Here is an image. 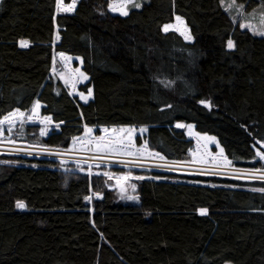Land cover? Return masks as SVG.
Listing matches in <instances>:
<instances>
[{"label":"trees","instance_id":"16d2710c","mask_svg":"<svg viewBox=\"0 0 264 264\" xmlns=\"http://www.w3.org/2000/svg\"><path fill=\"white\" fill-rule=\"evenodd\" d=\"M225 2L148 0L122 17L108 0H80L72 14L57 13L56 0H3L0 119L39 100L59 131L42 138L27 126L23 144L68 150L87 127L147 128L148 147L172 163L190 159L194 143L176 127L189 124L216 138L234 167L264 169V37L234 22ZM176 16L192 42L163 31ZM55 53L82 59L90 103L55 79ZM99 171L0 155V264H264V192L252 191L264 182L128 170L145 177L133 181L132 203L103 173L127 170Z\"/></svg>","mask_w":264,"mask_h":264},{"label":"rangeland","instance_id":"374dc122","mask_svg":"<svg viewBox=\"0 0 264 264\" xmlns=\"http://www.w3.org/2000/svg\"><path fill=\"white\" fill-rule=\"evenodd\" d=\"M80 0H78L79 2ZM109 4L111 3V0H108ZM148 0H136V2L140 3H145ZM78 4V3H77ZM242 5L243 10H244V15H237V6ZM133 7L129 5V12ZM142 8V7H141ZM225 8L226 11L231 15L233 18L234 22H239L241 25V28L243 30H248L253 34V31L249 28L242 27L244 24H250L253 29L256 30H264V0H235V5L233 4L232 0H226L225 2ZM109 12L112 15L116 16H121L119 13H114L112 12L109 7H108ZM63 14H72L74 12H60ZM123 17V16H122ZM183 20V19H182ZM184 21V20H183ZM177 21L172 23V25H177ZM181 27H187L189 30L188 26L186 25V22L184 21V24L181 25ZM57 31L55 34V43H58L59 40L56 38L57 36ZM176 32L180 35L179 32L175 30H169L168 32ZM190 30H189V33ZM183 39L184 37L180 35ZM259 37V35H256ZM261 37V36H260ZM185 40V39H184ZM186 42H192L193 40H185ZM60 53H55L54 55V67H55V72H53V75L55 79L59 80L65 89L69 92V94L77 98L78 101L82 104H88L93 100V91L91 89V95L89 96V93H84L85 97H87V103H85V100L82 99L79 95L80 88L84 85H86L89 81V78L87 80H79V82L76 83L75 91L73 90L72 87V80L71 77L74 72L77 70L80 72H83V61L80 58H75L69 55H65L69 57L68 60H62L60 58ZM264 65V48L260 53L256 55ZM64 76L69 79V83H65V79H62L61 76ZM41 104V103H40ZM42 109L43 105L41 104V108L39 111V114L34 117V121L30 120L27 123L23 125V128L21 129L20 123L17 121L14 124V127L11 131L8 130V125H2L0 127L3 128L4 130V135L3 137H0V155H16V156H22V157H28V158H48L52 160H57L59 161L64 170L67 169V166L69 165H75L76 168L80 172L87 173L89 175H93L94 173H99V168L104 167V165H88L85 163L77 162V157H80V159H83L82 155L93 153L99 156H104V157H110V158H121V159H127V160H146L148 164L151 162L154 164L155 162H164L167 163L165 159L161 160L159 156L156 155H148V153H156L155 151L151 150L148 147L147 144V150H144V145L146 142V137L148 134V129L145 132H141V128H133V127H119L115 128L117 130L116 133H113L111 130L113 128H107L109 131L108 133H105L103 127L101 128H92V133L90 134L91 138L93 139H98L99 137H104L105 140L109 138V136L116 137L117 135H123L124 137H127V133H120V129H127V128H132L135 129V132L132 134L133 141L135 144V148L133 151L135 152V149H141V152L137 155H122V156H116L111 153H107L104 151H97L96 150V144L94 142H88L89 141V136H86L85 133L87 131V128L84 130V134L82 135L81 139L78 141H75L74 139L72 140V143L69 147V151L71 154L70 155H58L54 153H46L49 148L46 147H40V146H31L28 144H23L20 141V139H24L25 136V127H37L38 128V135L42 138H47L54 132L59 131V127H56L57 124H55L53 121L51 124L48 125L49 131L48 134L45 136H41L40 132L42 129L45 128V124L41 123V120L45 117L42 115ZM23 112V111H21ZM25 116L31 115L30 112H24ZM3 120V119H0ZM184 127H177L179 129H183L185 131L186 137L193 141L194 145L193 148L190 152V159L189 161H184L181 163L173 164V165H163L161 163L162 169H159V171L152 170V169H130V168H125L127 170L126 172H123L121 174L119 173H111L108 171H104L103 173H107L111 176V179L109 178V175H106L108 179V184L109 187L116 191L118 193V197L120 200L123 201H128L132 203H139V201L136 200H131L128 199L129 196H134L132 193L133 191V181L136 180L135 177L136 175L128 172V170H139V171H144V172H162V173H174V174H179V175H187V176H192V177H214V178H219V179H226V180H233V181H239V182H246V183H254V182H264V178H260L261 174L264 173V169H259V171L253 170L255 176L257 178L255 179H250L247 176V173L242 171L244 169H238L232 165V163H225L226 157L224 151L221 153V146L219 145L217 139L215 138L214 140L208 139V138H214L213 136L207 135V134H201L198 133L195 130V127L193 125L189 124H182ZM11 137L12 140L15 141V144H10L8 143L7 138ZM140 137L143 141V143L138 146L136 144L137 138ZM74 141H75V146H74ZM20 145H25L28 147H34L35 150H24L20 147ZM12 149H18L19 151H13ZM264 151V145H260V148L256 149V152ZM82 156V157H81ZM63 157H66L63 159ZM69 157V158H67ZM259 157V156H258ZM54 158V159H53ZM230 161V160H228ZM264 163V160H261ZM231 162V161H230ZM157 166V167H158ZM107 168H113V166H106ZM115 168H120L115 166ZM122 169V168H121ZM102 174V173H100ZM127 176L129 177L127 180H123L122 183H117V180H120L122 177ZM124 189L122 191L121 189ZM94 197H92L91 200H87L90 204L92 203ZM226 264H231V263H226Z\"/></svg>","mask_w":264,"mask_h":264},{"label":"snow or ice","instance_id":"6c2138e0","mask_svg":"<svg viewBox=\"0 0 264 264\" xmlns=\"http://www.w3.org/2000/svg\"><path fill=\"white\" fill-rule=\"evenodd\" d=\"M233 4L235 5V0H232ZM3 3V0H0V4ZM78 0H71V4L70 5H65L64 0H56V11L57 13L60 12H74L77 6ZM129 5H131L133 8L135 9H140L143 4L140 2H136V0H111V3L109 4V9L114 12V13H119V15L123 16V17H127L129 15ZM103 14V13H102ZM237 15H244V10H243V6L242 5H238L237 6ZM176 21L178 22L177 25H172V24H168V25H164L163 27V31L164 32H168L169 30H175L177 32L180 33V35H182L184 37L185 40H192L193 37L188 34L189 30L187 29V27H181V25L184 24V21L182 20L181 17L176 16ZM242 27L245 28H249L253 31L254 35H259L261 37H264V30H256L253 29L251 27L250 24H244L242 25ZM56 38L59 40L60 36H59V32L57 31V36ZM29 46L28 41L26 40H20V47L22 48H26ZM227 48L229 50H235L236 48V44L232 39H229L227 41ZM60 58L62 60H68L69 57L65 56L64 53H60ZM53 72H55V67L53 66ZM62 79H65V83H69V79L64 77L63 75L61 76ZM88 76L84 73V72H80V71H76L73 73L71 80H72V87L73 90L75 91V87H76V83L79 82V80H87ZM161 84H163L165 87H170L173 85V81H165V80H161L160 81ZM88 93L89 96L91 95V89H88ZM80 97L82 99L85 100V103H87V97H85L83 92L79 93ZM200 103L204 104L206 107L211 108L212 102L209 101H205L202 100L200 101ZM167 107L171 108L172 105H167ZM41 108V104L40 101L37 100L33 106V108L30 110L31 111V115L29 116H25L24 112H21L19 109H16L13 112H10L8 115L4 116L3 120H0V126L7 124L8 125V130L11 131L14 127V124L18 121L21 125V129L23 128V125L25 123H27L30 120L34 121V117L37 116L39 114ZM52 122V118L50 116H45L42 120L41 123L45 124V128L41 130L40 135L41 136H45L48 134V131L50 130L48 125L51 124ZM56 127H59V125H56ZM176 127H184V125L182 124H177ZM92 128H87V131L85 133L86 136H89V141L88 142H94L96 144V150L99 151H104L107 153H111L113 155L116 156H122V155H137L141 152V149H135V152L133 151V149L135 148V144L133 141V137L132 134L135 132V129L132 128H127V129H120V133H127V137H124L123 135H117L116 137H112L109 136V138L107 140H105L104 137H99L98 139H93L91 138L90 134L92 133ZM105 133H108V129L105 128L104 129ZM113 133H116L117 130L115 128H113L111 130ZM141 132H145L147 131L146 128H141L140 129ZM4 135V130L2 127H0V137H3ZM211 140H214L215 138H208ZM8 143L10 144H15V141L11 139V137L7 138ZM2 142V141H0ZM257 143H260L259 141H257ZM74 146H75V141H74ZM13 151H19L18 149H12ZM144 150H147V142H145L144 145ZM221 153H223V149H221ZM148 155H156L159 156V153H148ZM257 155L259 156V158L261 160H264V151H260L257 153ZM159 158L161 160L164 159L163 156H159ZM225 159V163H231L230 161H228L226 158ZM175 163V162H173ZM244 172L247 173L248 178L250 179H255L257 178L253 172V170H242ZM256 171H259L258 169ZM105 175H109L107 173H105ZM109 178L111 179V176L109 175ZM129 177L124 176L122 177L120 180H117V183H122L123 180H127ZM260 178H264V173L261 174ZM135 179L137 180H143L145 179L144 176H137L135 177ZM122 191H124L123 187L121 189ZM133 191H135V187L133 186ZM252 191H261L264 192V188H253ZM86 200H91L92 197L91 196H87L85 197ZM128 199L131 200H136L139 201V197L138 196H129ZM17 208L20 209H25L27 207V205L22 202V201H17L16 204ZM199 214L201 216H205L208 214V209L207 208H201L199 209Z\"/></svg>","mask_w":264,"mask_h":264},{"label":"built area","instance_id":"2783aa9c","mask_svg":"<svg viewBox=\"0 0 264 264\" xmlns=\"http://www.w3.org/2000/svg\"><path fill=\"white\" fill-rule=\"evenodd\" d=\"M22 147V149L24 150H35L34 147H28L25 145H20ZM46 153H54V154H58V155H70L71 153L68 152V150H57V149H48L46 150ZM83 159H80V157H77V162H81V163H85L88 165H106V166H117L120 167L122 169L125 168H130V169H152V170H156L159 171V169H162L161 163H163V165H173V164H177V163H172V162H168L164 163V162H155L154 164H152L151 162L148 164V162H146V160H127V159H121V158H110V157H104V156H99L93 153H89V154H85L82 155ZM81 156V157H82ZM66 157H63V159ZM69 158V157H67ZM48 159V158H47ZM54 159V158H53ZM52 160V158L50 159ZM158 166V167H157Z\"/></svg>","mask_w":264,"mask_h":264},{"label":"crops","instance_id":"0c3cea01","mask_svg":"<svg viewBox=\"0 0 264 264\" xmlns=\"http://www.w3.org/2000/svg\"><path fill=\"white\" fill-rule=\"evenodd\" d=\"M81 137H82V136H80V137H76V138H74V140H75V141H78L79 139H81Z\"/></svg>","mask_w":264,"mask_h":264},{"label":"water","instance_id":"95a60500","mask_svg":"<svg viewBox=\"0 0 264 264\" xmlns=\"http://www.w3.org/2000/svg\"><path fill=\"white\" fill-rule=\"evenodd\" d=\"M58 43H56V45H57Z\"/></svg>","mask_w":264,"mask_h":264}]
</instances>
